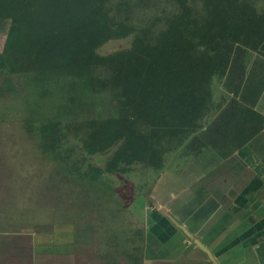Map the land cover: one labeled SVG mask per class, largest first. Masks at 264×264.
Listing matches in <instances>:
<instances>
[{"label": "trees", "instance_id": "obj_1", "mask_svg": "<svg viewBox=\"0 0 264 264\" xmlns=\"http://www.w3.org/2000/svg\"><path fill=\"white\" fill-rule=\"evenodd\" d=\"M139 1L0 0V19L9 21L0 73H25L26 91L33 84L42 98L60 96L77 106L72 121L31 120L28 127L42 152L92 188L103 175H125L136 165L161 171L176 152L192 160L208 149L226 159L264 128V116L251 104L261 81L244 77L250 53L264 62V6L255 0H176L172 8L136 20ZM123 38L129 39L126 47L98 51ZM215 79L234 83L233 95L218 105ZM102 90L109 110L81 99ZM226 102L215 116L213 108ZM71 140L99 161L70 159L65 151L73 150ZM123 224L131 234L120 245L115 240L116 250L102 255L103 264H118L120 254L126 264H142L144 228Z\"/></svg>", "mask_w": 264, "mask_h": 264}, {"label": "rangeland", "instance_id": "obj_2", "mask_svg": "<svg viewBox=\"0 0 264 264\" xmlns=\"http://www.w3.org/2000/svg\"><path fill=\"white\" fill-rule=\"evenodd\" d=\"M189 1L193 4L200 2ZM139 2L140 10L137 11L139 15L136 20L160 14L162 10L176 5V0ZM254 4L258 8L263 7L264 0H255ZM8 23V20L0 19V52L4 46ZM128 43V38L112 39L101 45L98 51L106 54L126 47ZM259 58L263 59L255 52L244 58V77L254 82L261 81L262 89L255 99L258 109L263 110L264 62L258 61ZM27 77L29 75L25 73H0V237L9 235L6 238L10 264H57L62 257L68 264H103L105 260L102 255L116 250L115 240L120 245L125 233L131 234L123 222L145 227V224H149V221L160 214L158 207L166 209L176 205L182 208L191 199L189 185L196 183L200 173L210 169L213 163L210 158L216 157L212 150H208L198 160V156L188 160L186 156L181 154L183 157H180L177 155L179 152H176L169 157L161 171L155 172L136 165L128 174H106L100 178L101 183L97 182L93 188L87 184L84 186L75 182L63 169L66 168L65 162L40 150L34 131L28 127L31 120L72 121L77 114L74 113L77 106L60 96L42 98L33 84L30 85L31 91H26L21 84ZM222 80L215 79L212 86L215 105L221 103L225 95H233L229 91L234 88V83L228 87ZM81 99L85 104L93 103L101 107V111L109 110L106 103L108 96L104 90L83 93ZM227 103L213 108L215 116L225 110ZM70 143L73 150L67 148L65 151L67 155L71 154L70 159L82 157L85 163L99 161L98 156H87L79 142ZM215 167L211 169V173L216 170ZM83 169L84 166L80 170ZM183 175L186 176L185 179H182ZM221 180L222 186H228L232 182L228 179ZM213 182L215 179L210 183L214 187L216 185ZM172 191L176 194L173 199ZM164 209L161 210L166 212ZM62 222L74 224L70 228L74 230L76 240L74 252L64 256L35 255L30 240L32 233H50L54 229V223ZM58 230L61 231V227ZM6 250V247L0 249L4 252ZM114 258L116 259V255ZM117 262L126 264L127 259L120 254Z\"/></svg>", "mask_w": 264, "mask_h": 264}, {"label": "crops", "instance_id": "obj_3", "mask_svg": "<svg viewBox=\"0 0 264 264\" xmlns=\"http://www.w3.org/2000/svg\"><path fill=\"white\" fill-rule=\"evenodd\" d=\"M256 100L251 104L264 116V109H258ZM207 152L208 149L196 159ZM263 159L264 128L226 159L212 156L210 169L189 185L190 201L182 208L158 207L160 214L143 227L142 264H264ZM214 167L216 170L211 173ZM213 179L214 187L210 184ZM221 179L232 182L222 186ZM171 195L172 199L176 197L173 191ZM53 226L55 230L50 233H32L30 240L35 255L64 256L74 252L76 240L74 230H70L74 224L62 222ZM3 237H0V249L7 250L0 251V264H10L9 235ZM60 259L57 264H68L63 257Z\"/></svg>", "mask_w": 264, "mask_h": 264}]
</instances>
